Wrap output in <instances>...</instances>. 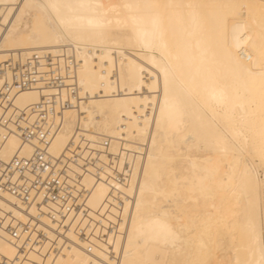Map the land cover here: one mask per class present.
Here are the masks:
<instances>
[{"label":"bare ground","instance_id":"obj_1","mask_svg":"<svg viewBox=\"0 0 264 264\" xmlns=\"http://www.w3.org/2000/svg\"><path fill=\"white\" fill-rule=\"evenodd\" d=\"M11 52L50 53L61 71L63 56L78 61V109L64 112L54 156L78 126L146 146L131 182L114 185L127 197L123 235L92 255L66 229L47 264H264V0H0V64ZM47 92L22 90L9 111ZM32 151L11 133L1 157ZM108 193L98 183L91 209ZM37 225L55 238L52 220ZM39 251L19 256L0 235L10 264L45 261Z\"/></svg>","mask_w":264,"mask_h":264},{"label":"built area","instance_id":"obj_2","mask_svg":"<svg viewBox=\"0 0 264 264\" xmlns=\"http://www.w3.org/2000/svg\"><path fill=\"white\" fill-rule=\"evenodd\" d=\"M78 66L72 54L65 55L61 71L60 59L36 52L27 56L11 52L0 64V200L27 215L24 220L17 219L0 204V235L7 234L22 257L35 246L40 248L45 261L30 264H47L48 255L55 257L62 252L59 237L66 229L73 231L84 243L83 249L92 255L100 245H110L111 236L123 235L127 197L114 185L131 182L133 162L137 157L143 158L146 150L145 145L134 150L133 142L127 139H121L115 147L112 137L102 133L87 137L78 126L70 145L58 156L51 153L53 139L64 127V112L78 109L76 101L80 100L81 88L76 77ZM28 89L48 92L25 109L9 111L14 96ZM11 133L18 136L22 146L32 147L30 155L18 152L8 160L1 157ZM86 178L91 179L90 186L85 184ZM101 182L109 186L108 197L101 207L92 210L88 200L93 188ZM6 195L13 201H8ZM42 217L55 223L54 239H47L38 227ZM107 253L116 257L111 248ZM19 256L12 264H25ZM0 264L10 262L0 257Z\"/></svg>","mask_w":264,"mask_h":264}]
</instances>
